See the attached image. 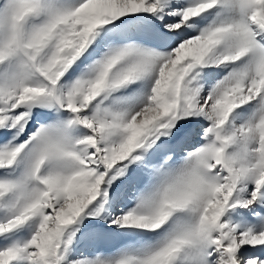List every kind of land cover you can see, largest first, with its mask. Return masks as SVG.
I'll use <instances>...</instances> for the list:
<instances>
[{"label":"snow or ice","instance_id":"snow-or-ice-1","mask_svg":"<svg viewBox=\"0 0 264 264\" xmlns=\"http://www.w3.org/2000/svg\"><path fill=\"white\" fill-rule=\"evenodd\" d=\"M0 264H264V0H0Z\"/></svg>","mask_w":264,"mask_h":264},{"label":"rangeland","instance_id":"rangeland-1","mask_svg":"<svg viewBox=\"0 0 264 264\" xmlns=\"http://www.w3.org/2000/svg\"><path fill=\"white\" fill-rule=\"evenodd\" d=\"M85 249V251H84V254L86 255V256H91L92 255V252L90 253L88 250H87V248H84Z\"/></svg>","mask_w":264,"mask_h":264},{"label":"bare ground","instance_id":"bare-ground-1","mask_svg":"<svg viewBox=\"0 0 264 264\" xmlns=\"http://www.w3.org/2000/svg\"><path fill=\"white\" fill-rule=\"evenodd\" d=\"M87 250L91 253V250L87 248ZM83 251H85V249H83ZM90 256V255H89Z\"/></svg>","mask_w":264,"mask_h":264}]
</instances>
